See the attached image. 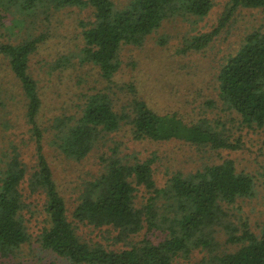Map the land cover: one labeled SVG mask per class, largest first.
<instances>
[{"label":"trees","instance_id":"trees-1","mask_svg":"<svg viewBox=\"0 0 264 264\" xmlns=\"http://www.w3.org/2000/svg\"><path fill=\"white\" fill-rule=\"evenodd\" d=\"M10 1L36 15L66 7L91 9L92 20L81 23L79 62L95 66L106 81L120 68L123 45L141 46L165 20L184 14L203 17L213 5L212 0ZM0 6L6 8L1 0ZM240 8L264 11V0H228L217 26L185 38L177 52L206 48ZM45 39L42 35L16 43L0 39V57L18 82L36 156L31 172L17 153L0 168V264H25L21 257L31 241L24 216L28 204L21 186L25 178L30 193L44 196L45 220L36 239L39 247L72 264H182L176 258L188 257L196 249L209 253L196 264H264V222L255 233L247 221L236 225L228 218V207L237 199L251 197L255 186L253 175L237 171L232 159L203 164L188 172L176 170L159 187L153 177L155 155L140 159L121 153L114 145L98 156L99 174L76 187V205L69 209L44 152L45 136L54 151L78 161L105 136L125 126L134 140H180L212 150L236 144L205 117L186 122L175 112L159 114L141 98L116 110L108 92H91L77 79L71 80L76 88L70 86L76 104L73 107V100L69 105L65 83L30 71V57ZM166 42L163 37L158 39V44ZM57 60V72L64 74L68 65L64 58ZM217 81L220 100L240 116L243 125L264 127V29L244 36L219 70ZM140 190L147 194L144 202L138 199ZM77 223L113 232L114 243H122V247L114 249L83 239ZM219 226L226 232V242L236 245L234 251H217ZM145 227L147 231L162 228L165 237L134 240Z\"/></svg>","mask_w":264,"mask_h":264},{"label":"rangeland","instance_id":"rangeland-1","mask_svg":"<svg viewBox=\"0 0 264 264\" xmlns=\"http://www.w3.org/2000/svg\"><path fill=\"white\" fill-rule=\"evenodd\" d=\"M1 1L6 8L0 6V39L16 43L44 36L45 41L30 57V71L35 76L48 74L56 81L65 83L69 105L75 99V94L70 92L71 84L76 88L71 80L77 79L91 92H108L116 110L134 98H141L159 114L175 112L186 122L205 117L214 127L226 131L230 141L236 144L234 148L212 150L209 147L192 146L180 140H134L125 126L120 131L105 136L85 158L78 161L66 159L54 151L47 145L45 136L44 152L54 168L57 185L64 193L69 209L76 205V187L82 182L93 180L99 174L101 165L98 163V156L118 145L121 153L135 154L140 159L156 156L153 177L159 187L176 170L188 172L203 164L232 159L237 171L253 175L255 186L251 197L237 199L228 207V218L236 225L247 221L252 231H259L260 224L264 222V127H247L241 123L236 112L226 108L218 95L217 74L240 47L247 33L257 28L264 29L263 10L240 8L206 48L187 54L177 52L183 40L215 28L228 0H212V8L203 17L184 14L165 20L146 37L143 45L121 47L120 68L110 81H106L100 77L95 66L79 62L82 46L79 40L81 23L92 20L91 9L66 7L36 15L22 10L10 0ZM162 37L167 41L164 45L158 44V39ZM60 57L68 65L64 74L63 71L57 72V59ZM131 84L134 85L133 88ZM0 94V168L17 153L31 172L36 164L34 138L24 117L23 98L18 82L2 57ZM75 104L74 100L73 107ZM43 127L47 128L44 125ZM21 186L28 204L24 216L28 220L31 236L21 258L25 264H72L67 259L39 247L36 239L45 220L44 196L40 192L30 193L26 178ZM146 196L143 190L138 192L140 202H144ZM77 224V231L83 239L98 241L114 249L122 247V243H114L113 232L107 233L85 223ZM215 235L218 252L236 249V245L226 242L227 235L221 226L217 227ZM144 236L158 241L165 237V232L162 228L147 231L145 227L134 240ZM208 254V251L196 249L188 257H177L176 262L196 264Z\"/></svg>","mask_w":264,"mask_h":264}]
</instances>
